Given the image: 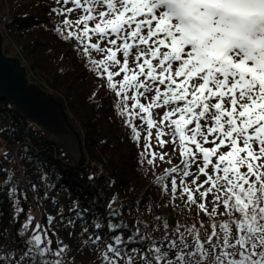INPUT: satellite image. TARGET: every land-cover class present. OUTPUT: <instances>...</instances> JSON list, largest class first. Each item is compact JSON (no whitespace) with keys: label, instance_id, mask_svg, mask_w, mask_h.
<instances>
[{"label":"snow or ice","instance_id":"1","mask_svg":"<svg viewBox=\"0 0 264 264\" xmlns=\"http://www.w3.org/2000/svg\"><path fill=\"white\" fill-rule=\"evenodd\" d=\"M41 2L49 21H57L45 30L68 43L91 75L90 100L98 108L107 102L109 119L124 130L161 195L125 204L113 194L106 215L89 222L92 209H82L79 197L68 216L63 207L43 210L41 187L43 199L56 204L51 193L58 185L47 187L41 171L40 183L31 185L41 223L26 212L27 190L14 183L15 169L0 168L12 172L0 181V196L8 199L15 229L0 262L78 264L72 252L91 249L93 264H264V0ZM188 5L196 6L191 16ZM192 24L210 33V57ZM30 157L31 146L24 153ZM114 186L109 179V190ZM142 205L149 216L171 209L185 222L173 226L154 215L129 225L124 209L139 215ZM57 222L71 229L74 246L56 239ZM77 223L88 226L76 233Z\"/></svg>","mask_w":264,"mask_h":264},{"label":"trees","instance_id":"2","mask_svg":"<svg viewBox=\"0 0 264 264\" xmlns=\"http://www.w3.org/2000/svg\"><path fill=\"white\" fill-rule=\"evenodd\" d=\"M12 1V0H11ZM7 13L3 12L0 3V33L2 35V51L9 57H18L21 64L27 69V79L37 83L41 88L58 93L65 100L67 111L71 114L74 123L79 127L83 136V148L86 155V163L83 167H77L73 158L55 141L49 140L46 133L33 123L27 121L17 108L5 98H0V168L15 169L16 181L22 189L27 190L28 202L24 204L26 212L31 215L32 207L37 205L35 194L31 190L33 183H40L39 173H47L46 186L52 184L58 187L51 193L58 201L52 202L43 199L44 187L40 190V204L47 213L55 214L59 207L65 209L76 199L80 198V207H88L92 211L88 215L91 222L94 219L106 215L105 205L113 194H118L125 204L143 197L145 202L159 200L160 192L151 183L152 176H145L143 167L137 164V150L128 142L124 130L118 122L113 123L107 111L108 104L104 102L103 108L96 107L90 100L93 91V79L91 75L81 67L80 61L69 50L68 43H60L56 37L45 28H51L56 19L49 21L47 9L43 7L41 0H15ZM4 13V14H3ZM6 15V16H5ZM4 23L5 30L1 25ZM105 93H100L97 103L104 101ZM13 133H16L14 136ZM31 146L35 157L24 159L25 150ZM16 150L20 156L22 170L13 163L12 154ZM11 152V155H6ZM43 165L41 168L40 165ZM24 175L22 182L20 173ZM26 172V175H25ZM97 177L94 182H89L88 177ZM12 172L6 175L0 174V181L11 179ZM115 181V186L109 190L108 180ZM27 182V184L25 183ZM0 253L5 244H11L14 236H8V232H14L9 213V202L6 196H0ZM154 215H164L170 225L175 224L176 219L185 222L183 217H177L171 209L154 210ZM154 215L145 213V205L140 208L138 215L133 208L132 215H128V209H124L123 219L131 225L135 220L151 222ZM38 222L43 223L42 217ZM191 224L192 220L188 219ZM88 224L77 223L76 233ZM54 232L58 233L57 240L76 244V240L69 239L64 224L57 222L53 225ZM151 231V230H150ZM127 235V233H126ZM163 231L155 233L157 238H162ZM80 254L72 252V257L78 264H93L95 257L92 250L85 253L80 249ZM19 254V253H18ZM3 264V262H0Z\"/></svg>","mask_w":264,"mask_h":264},{"label":"water","instance_id":"3","mask_svg":"<svg viewBox=\"0 0 264 264\" xmlns=\"http://www.w3.org/2000/svg\"><path fill=\"white\" fill-rule=\"evenodd\" d=\"M0 98L13 104L23 117L55 140L75 161L77 167L86 163L83 136L63 99L27 79V69L18 57L2 51L0 33Z\"/></svg>","mask_w":264,"mask_h":264},{"label":"clouds","instance_id":"4","mask_svg":"<svg viewBox=\"0 0 264 264\" xmlns=\"http://www.w3.org/2000/svg\"><path fill=\"white\" fill-rule=\"evenodd\" d=\"M195 5L187 6L188 15H193L195 11ZM195 19L199 20V17H195ZM190 30L193 34L196 35L198 39V43L201 46L202 50L205 51L209 57L211 56V48L207 44V36L210 35L205 29H203L199 24H192Z\"/></svg>","mask_w":264,"mask_h":264},{"label":"rangeland","instance_id":"5","mask_svg":"<svg viewBox=\"0 0 264 264\" xmlns=\"http://www.w3.org/2000/svg\"><path fill=\"white\" fill-rule=\"evenodd\" d=\"M12 1H15V0H12ZM11 0H0V3L2 4V6H3V12L5 13V14H9V13H7V11H9V9H11V6H12V2ZM3 13V14H4ZM6 16V15H5ZM30 82H32V81H30ZM47 91V90H46ZM48 92H50V91H48ZM53 93V92H52ZM55 94H57V95H59L58 93H55ZM61 98H62V96L61 95H59ZM63 99V98H62ZM63 101H64V103H65V100L63 99ZM66 111H67V108H66ZM68 112V111H67ZM69 113V112H68ZM70 114V113H69ZM71 115V114H70ZM82 134V133H81ZM13 156H12V161H13V163L17 166V168H19L20 169V171L22 170V166H21V161H20V156H19V154H18V152L16 151V150H14L13 151V154H12ZM164 167H168V165H165ZM20 177H21V180H22V182L23 181H25V178H24V175H22V172L20 173ZM26 184H27V182H25ZM38 209H37V207L36 206H33L32 207V212H31V215L32 216H34L35 218H36V220L38 221L39 219H40V214H39V212L37 211Z\"/></svg>","mask_w":264,"mask_h":264},{"label":"built area","instance_id":"6","mask_svg":"<svg viewBox=\"0 0 264 264\" xmlns=\"http://www.w3.org/2000/svg\"><path fill=\"white\" fill-rule=\"evenodd\" d=\"M2 30H5L4 23L1 25Z\"/></svg>","mask_w":264,"mask_h":264}]
</instances>
